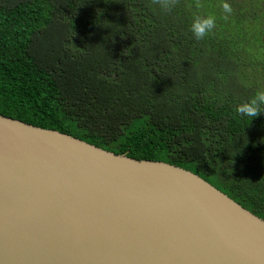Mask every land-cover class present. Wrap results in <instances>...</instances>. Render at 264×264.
Here are the masks:
<instances>
[{
    "label": "trees",
    "instance_id": "obj_1",
    "mask_svg": "<svg viewBox=\"0 0 264 264\" xmlns=\"http://www.w3.org/2000/svg\"><path fill=\"white\" fill-rule=\"evenodd\" d=\"M195 3L0 0V114L180 166L264 219V113L233 112L264 89V0Z\"/></svg>",
    "mask_w": 264,
    "mask_h": 264
},
{
    "label": "water",
    "instance_id": "obj_2",
    "mask_svg": "<svg viewBox=\"0 0 264 264\" xmlns=\"http://www.w3.org/2000/svg\"><path fill=\"white\" fill-rule=\"evenodd\" d=\"M0 264H264V219L180 166L0 114Z\"/></svg>",
    "mask_w": 264,
    "mask_h": 264
},
{
    "label": "clouds",
    "instance_id": "obj_3",
    "mask_svg": "<svg viewBox=\"0 0 264 264\" xmlns=\"http://www.w3.org/2000/svg\"><path fill=\"white\" fill-rule=\"evenodd\" d=\"M154 5H158L161 10L170 12L177 3V0H152ZM197 9L203 7L200 0H196ZM223 12L226 14L223 19L227 20L232 12L228 3H222ZM216 27V17L214 15H195L191 21L189 30L193 37L199 41L205 39ZM233 112L239 117H247L250 120L264 113V89L255 91L247 100L239 102L233 106Z\"/></svg>",
    "mask_w": 264,
    "mask_h": 264
},
{
    "label": "rangeland",
    "instance_id": "obj_4",
    "mask_svg": "<svg viewBox=\"0 0 264 264\" xmlns=\"http://www.w3.org/2000/svg\"><path fill=\"white\" fill-rule=\"evenodd\" d=\"M254 2V1H253ZM254 4H255V2L253 3V6H254ZM254 31H256V28L254 27L253 29H252V32H254ZM264 44V43H263Z\"/></svg>",
    "mask_w": 264,
    "mask_h": 264
}]
</instances>
